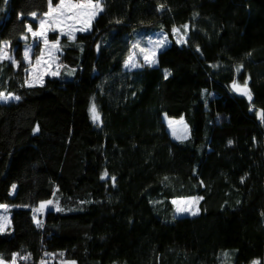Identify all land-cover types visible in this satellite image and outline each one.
Masks as SVG:
<instances>
[{"label": "trees", "instance_id": "trees-1", "mask_svg": "<svg viewBox=\"0 0 264 264\" xmlns=\"http://www.w3.org/2000/svg\"><path fill=\"white\" fill-rule=\"evenodd\" d=\"M47 7L0 0V92L20 98L0 101V203L16 205L0 258L264 264V0H103L88 32L59 37L73 77L26 86L28 16ZM135 30L165 35L156 64L124 68ZM245 82L251 100L234 91ZM179 197H198V213L176 216Z\"/></svg>", "mask_w": 264, "mask_h": 264}, {"label": "rangeland", "instance_id": "rangeland-1", "mask_svg": "<svg viewBox=\"0 0 264 264\" xmlns=\"http://www.w3.org/2000/svg\"><path fill=\"white\" fill-rule=\"evenodd\" d=\"M73 2H77V0H73ZM93 2L95 3L94 0ZM56 4H53V6H55ZM47 11H48V7H47L46 12ZM44 13L40 15H36V18H33L32 15L28 16L29 19L36 22V28L34 29L32 28L33 31H39L40 19H44L46 21L49 19L47 16L44 15ZM80 26L81 25L77 24L76 27L79 28ZM28 27L29 25L27 24L26 26V31H27L26 41L27 42L23 44L22 46V56H23V60L25 63V71H24L25 72V85L29 86L30 83L32 84V86L40 85L43 83L46 77H58V75H61L62 79H66V80L71 79L74 75V71L72 69L66 68L59 61V56L61 53L59 45L57 46L59 51L51 50V54H50V50L49 48L45 47L43 40L39 36L34 37L32 33L28 31ZM45 27H48V25L46 24ZM89 30L90 28L83 32L74 31V36L78 33L88 32ZM133 32H137V30ZM51 35L53 37H57L58 39L59 37H62L59 31L49 30L47 32L49 45H51L54 42V39L53 40L51 39ZM174 38L177 42L181 41V37L179 34H175ZM167 44H168V40L166 39L165 35L161 31H156L150 34H144L143 31L135 33L134 40L132 42L131 51L127 59L125 60L124 68L132 69V68H136L139 65H143V64H147V65L156 64L157 52L160 49L164 48ZM3 50L7 52L8 56L10 57V59L8 60H12L11 51L7 47L4 48ZM25 52H28L27 59L25 58ZM146 54L149 57L148 61H145L144 59ZM130 57L132 58L131 61H130ZM38 58L40 60V63H37ZM152 61H154V63ZM133 64H136L137 66L133 67L132 66ZM53 72H56L57 74L53 75L52 74ZM0 93H2L4 96L16 97L15 95H13V93L5 92V91H2ZM0 101H4V100H0ZM90 114H91V111H90ZM91 118H92V114H91ZM163 121L173 139L178 140V141H183L189 137L188 127L182 116L169 117V116L163 115ZM170 121L172 122L171 126L169 124ZM12 192H13V188H11L10 193ZM47 201H51V200L46 199V200L39 201L37 205L31 207L32 216H36V220L33 219L35 224H37V221H39L40 224L42 223L45 212L51 206V205H48L44 209H40V205L42 203H46ZM173 201H177V202L198 201L199 202V198L198 197H179V198L171 199V203ZM198 202L194 205V208L197 210V213H198V209H197ZM0 204L7 205L9 209L7 213H5L3 209H0V216L7 215L10 221V211L12 208H15L16 205L5 203V202L0 203ZM172 205H173L174 214L176 216H181V215L192 216L191 211L177 212V204L172 203ZM185 206L187 205L185 204L180 205V207H185ZM34 209H40V210L34 211ZM9 229H10V223L6 225L5 231L2 233L9 231ZM13 259H15V257H13L11 260H4L0 258L3 264H12ZM43 262H44L43 264H45L47 261L44 260ZM71 262H75V261L73 259H65L62 264H71ZM256 262L258 261H253L249 264H256ZM15 264H17L16 259H15Z\"/></svg>", "mask_w": 264, "mask_h": 264}, {"label": "snow or ice", "instance_id": "snow-or-ice-1", "mask_svg": "<svg viewBox=\"0 0 264 264\" xmlns=\"http://www.w3.org/2000/svg\"><path fill=\"white\" fill-rule=\"evenodd\" d=\"M104 11L103 7V0H95V3L93 0H77V2H73V0H59V2L53 6V0H48V11L44 13L45 16H47L49 19L46 21L44 19H40L39 22V31H33L32 27H28V31L32 33L34 37L39 36L45 45L46 48H49L50 54L51 50L59 51L58 45L60 44V40L58 38H54V42L49 45V40L47 36V32L49 30L52 31H59L62 36H67L69 40H74V31H86L90 28L91 22L95 17ZM33 18H36V13L31 14ZM48 25V27H45V25ZM77 24L81 25L79 28H77ZM187 27V26H185ZM179 29H174V32H178ZM182 39V38H181ZM7 45L5 44V47ZM154 55V53H153ZM25 58H28V52H25ZM3 59H10L7 52L3 50V48H0V60ZM130 57V61H131ZM145 61L149 60L148 55L146 54L144 57ZM154 63V61H152ZM15 63V61H13ZM37 63H40L39 58L37 59ZM133 67H136V64L132 65ZM53 75L57 74L56 72L52 73ZM167 71L165 72V78H167V75H169ZM29 86H32L30 83ZM234 87L237 88L238 91H240L242 94L248 95L249 99L251 100V94L247 90V82H245L244 86L241 87L239 85H234ZM9 99H16L19 100V97H8L4 96L2 93H0V100L7 101ZM91 114L93 120H98L99 116L96 110V106L93 104L91 109ZM261 118L264 119V113L261 114ZM171 121L169 122L171 126ZM39 130L38 128L36 129ZM231 143V142H230ZM107 176V173L104 174V177ZM102 177V179L104 178ZM115 178L113 177V180ZM167 179V177H165ZM13 190L15 189V185L12 186ZM198 201H173V204H177V212H188L191 211L192 215L197 214V210L194 208V205ZM52 201H47L46 203H42L40 205V209H44L48 205H51ZM181 204H185L187 206L180 207ZM0 209H3L5 213L8 212V206L0 204ZM40 209H34V211H39ZM57 211H61L58 206L56 208ZM33 219L36 220V216H33ZM10 223L9 218L7 215L0 216V233L5 231L6 225ZM38 226L40 225L39 221H37ZM15 255V254H14ZM62 255V254H61ZM227 256V253L224 254ZM26 259V257H25ZM0 264H3L2 260H0ZM12 264H15V259H13ZM43 264V262H42ZM71 264H75V262H71ZM258 264V262H256Z\"/></svg>", "mask_w": 264, "mask_h": 264}, {"label": "water", "instance_id": "water-1", "mask_svg": "<svg viewBox=\"0 0 264 264\" xmlns=\"http://www.w3.org/2000/svg\"><path fill=\"white\" fill-rule=\"evenodd\" d=\"M234 88V91L238 92V93H241L240 91L237 90L236 87H233ZM242 94V93H241Z\"/></svg>", "mask_w": 264, "mask_h": 264}]
</instances>
